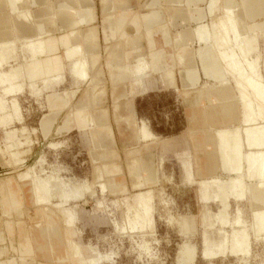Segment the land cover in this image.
<instances>
[{"label": "rangeland", "instance_id": "rangeland-1", "mask_svg": "<svg viewBox=\"0 0 264 264\" xmlns=\"http://www.w3.org/2000/svg\"><path fill=\"white\" fill-rule=\"evenodd\" d=\"M24 1L27 5L23 3ZM24 1L22 0L20 7H23L22 9L25 11L28 10L29 12L26 11L24 13L27 14L28 12L31 18L25 21L29 20L27 22H29V25L31 24L30 26H38L43 22L46 33H44L45 35L43 34V38L48 39L66 34L72 39L79 38L81 41L83 40L81 45L84 48L80 56L87 59V78H80L82 81L80 79L77 80L81 82L80 85L79 82L75 83V80V82L72 81L73 78L67 69V62L63 60L65 67L62 73L64 72L65 76L63 75V78L65 77L66 79L62 80L66 85L65 89L68 87L78 92L80 91V98L84 100L83 103L88 102L87 100L90 101V97L86 100L85 96H92L91 100L99 99L98 101L93 100L92 104L94 105L102 103L101 99L106 97V100L111 101V105L108 107L95 106L86 108L89 115L99 116L104 113L108 121L106 125L93 122L86 130L73 127L68 130L63 129L59 131L58 125L61 122L56 120L59 113L63 112V116L64 114L66 116L69 112L77 111L76 108L65 107L67 104L65 103V108L63 107L55 114L52 113V117L55 115L54 119L57 122L53 124L51 132L45 134L40 127V123L42 116L50 111L45 106L47 105L44 103L45 100L42 98L39 100L36 97L34 102V98L32 97L35 96L29 94V103L25 102L26 106H24L27 109L24 107V114L28 115L26 119L28 124L26 123V125L33 141L30 146L27 144L20 147L25 149V151L21 153L19 160L13 153L15 147L7 145L9 142L8 140L5 141L7 130H13V126L10 124L11 126L7 125L4 128H0V181L6 180L8 184L4 190L0 189V235L2 234L0 247H3L4 252V254L0 255V258L14 257L15 264H81L76 258L80 259L84 254L88 257H102L106 255V259H101L97 262L92 261L93 259L87 260L89 264H264V237L257 238L254 234L251 235V251L248 255L239 254L237 256L228 253L206 259L201 253L204 247L202 241L203 231L207 230L212 237L217 238L222 232L219 230H227V228L230 230V225L222 228L221 225L216 224L209 228L202 223L201 216L203 211L209 207L210 213L214 214L216 209H218V203L212 200H210L211 202L201 201V197L198 195L200 185L199 181H196L195 178H199L200 176L199 160L203 156V151L196 149L190 134L193 124L189 117L191 109L187 107L186 98L195 95L198 88L206 86L207 79L202 77L199 84L195 86L185 84L187 80L186 66L183 64L185 59L178 58L184 48H178L175 44L171 45L167 43H154L153 46L149 43H133L131 40L128 41L127 38L120 35L110 36L111 40L107 39L105 30L110 31L107 27L108 20L105 19V16L102 18L103 23L101 28L95 26L98 19L97 4L99 1L103 2V0H89L93 6L91 10L93 22L80 21L81 10L86 5L85 1L88 2V0ZM65 2L72 6H61ZM218 4L220 5V3ZM47 7H49L48 12H46ZM214 10L218 11V8ZM9 12V10H6L1 14L10 15L12 21L16 19V15L18 16L17 19H19L20 14L13 13L12 11L9 14ZM25 14L20 17H24L25 19ZM64 15H68L71 18V22L66 23L63 27L64 24L59 18ZM111 16L113 17L114 15ZM20 20H23V18H20ZM79 25L85 27L82 29V26L79 27ZM70 30L71 32H69ZM91 30L94 33L93 40L95 43L92 38H88V33ZM16 34L15 31L12 34L13 37L15 36L16 38L20 33ZM84 36H87L85 40ZM147 39L149 38L147 37ZM17 42L19 43L21 40L17 38ZM92 43L95 45L94 48L92 47ZM194 45L189 44V47H196V44ZM184 47L188 48V45ZM152 48L154 51H156V48L157 50L162 49L165 51V64H163V68L158 70L162 72L161 75L153 73L151 69L149 72L152 73L149 74V78L147 77L143 83H134L128 78L123 80L115 78L122 71L120 64L125 63L123 71L127 73V71L129 72L133 69V59L139 53L144 52L146 61H148L152 57L150 55ZM85 50H88V52ZM64 51L65 47L60 45L55 52H60L59 55L63 57ZM120 53H124V57H127L129 54L130 60L124 59L120 63L119 59L117 61L116 58H113ZM170 56H176V59L170 60ZM130 62L132 63V68L130 67ZM66 76H68V79ZM72 82L74 85L70 84ZM128 82L129 85H132L131 87L128 85ZM75 84L78 86H75ZM144 88L147 90L136 92ZM68 93L69 91H66L65 95L71 100V94ZM127 103L130 104V110L127 109ZM129 114L130 118H128ZM141 120L148 123L154 136L150 138L143 137L144 140L141 139L142 135H139L142 134L139 126ZM33 128H37V130L33 131ZM4 129L5 131H3ZM93 131L95 132L93 133ZM97 133L99 134L97 135ZM137 135L139 136L137 137ZM3 137L5 140H1L4 139ZM45 138L47 139L45 140ZM141 140L143 141L141 142ZM51 142L53 144L56 143V148L52 146ZM47 143L49 144L46 145ZM40 156L43 157L41 168H44L41 173L46 175L49 171V173L55 172V174H59V177H61V181L58 180L59 182H62L63 179V182L67 181L68 183L82 182L83 180L86 183L88 182L87 184L90 185V189L84 194L86 196L67 199L64 203L61 202V198L54 195L49 201L46 200L47 202H36L34 185L31 184L33 177L21 174L28 167L30 168V166L34 165L37 162L36 160L40 159ZM10 157L11 159H9ZM142 159H145L147 163L151 160L153 161V167L156 171V179L154 181L144 180L147 176V172L145 171L138 174V162ZM183 159L192 167V184L184 180L182 170ZM10 163L13 165L11 166ZM111 179L121 182L122 186L116 191L110 190L109 184L111 183ZM99 181H102L101 183L103 184L105 183L104 186L106 188H102L105 193L100 191L102 184L98 183ZM147 191H150L152 194L150 214L143 218L141 215L135 217L136 211L139 210V195ZM247 197V202L243 198L241 201H234L232 199V203L233 201L237 202L242 209L244 207L242 204L247 203L245 209L249 207L248 209L251 212H247L248 209L245 212V209H243L242 214L246 213V219L250 223V215H252V209L256 203L251 200V195L248 194ZM8 198L11 201H17L20 209L17 211L11 209L9 213L7 211ZM233 205L235 208L236 204L233 203ZM67 206H69V209L78 210V218L75 221L77 223L74 222L76 225L74 223L68 224L64 217ZM59 207H63L64 209L62 208V210ZM45 215L55 217L56 221H54L56 223L57 221L59 222L63 233L62 236L53 232L50 233L51 243H54L52 246L54 249L49 254L50 257L66 254L71 257V260L58 261L48 258L47 261H40L43 253L40 243L42 237L39 236V229L41 227L39 226L42 220L48 222L44 218ZM183 217H189L195 221L193 231L186 233L182 230L180 220ZM125 221H129V225ZM126 225L127 228H125ZM218 226L221 228H218ZM62 237L67 245L58 244V240ZM185 242H190L196 246L197 254L193 262L178 260L180 247ZM71 245L73 247L77 245L80 248L79 250H82L80 251L81 253L77 255ZM107 254L109 255V260H107ZM23 257H27V260L22 261Z\"/></svg>", "mask_w": 264, "mask_h": 264}, {"label": "bare ground", "instance_id": "bare-ground-1", "mask_svg": "<svg viewBox=\"0 0 264 264\" xmlns=\"http://www.w3.org/2000/svg\"><path fill=\"white\" fill-rule=\"evenodd\" d=\"M122 1L124 2L125 0H108L107 2H110L109 4H121ZM161 1L170 3L175 0H155L152 7H160ZM202 1L203 0H187L192 6L189 5L188 8L172 7L173 9L170 8L167 13L174 21L182 20L183 25H185V27L177 32L175 36L176 39L174 38L173 40V44L177 45L178 48H184L182 49L183 55L180 53L178 58L185 59L183 64L186 67L182 65L186 68L187 80L185 84L195 86L199 84L202 77L207 79L206 86L198 88L195 95L186 98L187 107L191 109V111H189V117L193 124L190 134L196 149H198V151H203V156L199 160L200 176L199 178H195L196 181H199L200 185L198 195H200L201 201L209 202L212 200L218 203V209H216L214 214L210 213L209 207L203 211L201 216L202 223L209 228L216 224L221 225L222 228L226 225H230V230H228V228L227 230L220 229L219 231L222 232L217 238L212 237L209 231L202 230L204 247L201 253L206 259L218 255H226L228 253L237 256L239 254L248 255L251 251V235L254 234L257 238L264 237V0H209L208 6L206 5L204 8L201 6ZM21 2L22 0H0V128H4V126H9L10 124L13 126V130H7L8 132L5 134L6 140L4 137V139L1 140H8L9 143L7 145L15 147L13 153L18 157V160L21 153L25 151V149L20 147L27 144L30 146L33 141L28 126L26 125L28 115L24 114L25 102L29 103V94L35 96L32 97L34 98V102L36 97L39 100L41 98L45 100L44 103L47 104L45 106L50 112L42 116L40 127L45 134H49L53 124L57 122L54 119L55 115L52 117V113L55 114L60 111L65 103H67V106H69L68 104L70 103L68 96L65 95V92L69 90V88L66 87L65 89L64 86L66 85L62 80L65 78H63L64 72L62 73L65 67L63 60H66L67 69L73 78L72 81H76H74L75 83L79 82L80 85V81L88 75L87 59L80 56L84 48L81 45L83 40L81 41L79 38L72 39L66 34L48 39L43 38L42 36L45 33L43 22L38 26H30L31 24L29 25V22H27L29 20L25 21L30 18L28 14L29 11L26 10L28 11L27 16V14L24 13L26 11L22 9L23 7H20ZM103 2H105V0H103ZM23 3L27 5L25 1ZM218 3H220L221 6ZM68 5L72 6L67 2L61 4V6ZM92 7L91 3H86L83 7L80 14L81 22H93L91 19ZM48 8L49 7H47L46 12H48ZM215 8H218V11H215ZM6 10L20 14L19 19H17L18 16L16 14V19H13V21L10 19V15H2L1 13ZM114 13L115 12L108 13L107 17L105 16V19L114 25L111 27L112 35L124 36L128 41L131 40L133 43L139 44L138 41L144 36V29L146 31L154 27L155 21L152 19L157 12L152 10L146 15L144 20L132 10ZM23 14L26 15L25 19L24 17H20L21 15L23 16ZM109 14L110 16H114L108 19L110 17ZM36 15L38 16V14ZM20 18H23V20H20ZM127 18H129L128 21ZM59 20L64 24L63 27L66 23L71 22V18L68 15L61 16ZM129 21L137 27L136 35H130L124 30V26ZM187 23L191 25H186ZM80 26L82 25H79V27ZM83 27L85 26H82V29ZM15 31L17 34L20 33L16 38L12 35ZM69 32H71V30ZM88 35V38L94 39L92 30ZM86 37L87 36H84V40ZM17 38L20 39L21 42L18 43ZM93 42L95 43L94 40ZM189 44H196V47H189ZM60 45L65 47V54L63 57L59 55L60 52H55ZM187 45L188 48H185L184 46ZM92 47H95L93 43ZM85 51L88 52V50ZM119 55L112 57L116 58L117 61L120 60V63L124 59L127 61L130 60L129 54L127 57H124V53H120ZM163 55L164 52L156 51L152 56L153 64H150L149 60L146 61L144 52H141L133 59L132 63L134 67L129 72L127 71V73H125L123 71L125 63H119L120 66H122V71L115 78L119 80L128 78L132 80L131 82L143 83L147 77L149 78V74L152 73L149 72V70L153 68V72L158 73V70L163 68V64H165V59L162 57ZM172 59H176V56ZM132 63L130 62L131 68ZM161 74L162 72H160V75ZM66 77L68 79V76ZM79 79L80 81H77ZM208 82H210V84H208ZM70 84L74 85L73 82ZM75 86L78 85L75 84ZM129 86L131 87L132 85ZM62 88L63 90L60 91ZM144 90L146 91L147 89L144 88L136 92H142ZM89 97L90 101L87 100ZM84 98L88 101L85 103L88 104L79 105L80 103H78L75 107L77 111L69 112L59 124L60 126L58 125L59 131L63 129L68 130L73 127L86 130L93 122L106 125L107 117L104 113L99 116H94L87 114L88 112L86 111V108L91 107L92 102L98 101L99 99H93V101L91 100L92 96H85ZM129 106L130 104L127 105L128 110H130ZM134 112L136 113V111ZM128 118H130V114ZM140 123V132H142V134L139 135H142V138H139L143 139V137L150 138L154 136L147 122L141 120ZM136 124L138 123L136 122ZM36 130L37 128H33V131ZM3 131H5V129ZM94 132L95 131H93V133ZM98 134L99 133H97V135ZM139 135H137V137ZM46 139L47 138H45V140ZM143 140H141V142ZM51 143L53 144V142ZM48 144L49 143L46 145ZM55 144L52 146L55 147ZM5 153L7 154V152ZM42 158L43 157L40 156V159L36 160L37 162L34 165L30 166V168L28 167V169L21 174L23 176L33 177L31 184L34 185V197L36 198V202L49 201L54 195L61 198V202L64 203L67 199L86 196L84 194L90 189V185L87 184L88 182L86 183L81 179L82 182L68 183L66 180V182H63L64 179L62 182H59L58 180L61 178L59 174L57 175L55 172L49 173L50 171L46 175L41 173L44 170V168H41L43 162ZM9 159H11V157ZM162 163L164 162L162 161ZM182 164L184 180L192 184V167L184 159ZM153 166L152 160L149 163H147L145 159L139 160L138 174L145 171L147 172V176L144 180L154 181L156 179V171ZM110 181V190L116 191L122 186V183L119 181H114L113 179ZM101 182L99 181L98 183ZM101 184V188L98 186L101 189L99 190L105 193L102 189L106 188L104 186L105 183ZM7 186L6 180L0 181V189L4 190ZM248 194L251 195V200L256 203V205L253 206L252 215L249 214L251 216L250 223L245 216V212L249 208L245 209L247 203L242 204L239 202L244 205L243 209H245V214L243 215V209L240 204L238 205L237 202H234L235 200L241 201L243 198H245L247 202L246 199H248ZM139 198V210L136 211L138 215L135 214V217L141 215L143 218L150 214L152 194L150 191L143 192L139 195ZM232 199H234L233 203L236 204L235 208ZM7 201H9L7 202V211H9V213L11 209L14 211L20 209L17 205V201H11L9 198ZM97 201L99 202V200ZM64 203L62 204L64 205ZM63 207L59 208L62 209ZM68 207L69 206H67V209L63 212L67 223L71 224L78 218V210L69 209ZM249 210L250 209H248L247 212H251V210ZM233 214L235 215L232 216ZM44 218H46L48 222L42 220L39 226L41 227V229H39V236L42 237L40 243L43 253L40 261H47L48 258L58 261L71 260V257L66 254L50 257L49 254L54 249L52 247L54 243H51L50 233L53 232L60 236H62L63 233L59 222H55V217L45 215ZM194 222L192 218L183 217L180 220L182 230L186 233L193 231L195 228ZM125 223L129 225V221H125ZM127 225L125 228H127ZM218 228L221 227L218 226ZM0 238H2V234ZM58 244L67 245L63 237L58 240ZM2 248L3 247H0V255L4 254ZM72 248L75 249L77 255L82 251L79 250L80 248L77 245L74 247L72 246ZM196 254V246L190 242H185L180 247L178 260L193 262ZM105 256L88 257L83 254L80 259L76 258V260L81 262V264H89L87 260L93 259L92 261L97 262L101 259H106ZM25 260H27V257L22 258V261ZM107 260H109V255ZM15 263L14 257L0 258V264Z\"/></svg>", "mask_w": 264, "mask_h": 264}, {"label": "crops", "instance_id": "crops-1", "mask_svg": "<svg viewBox=\"0 0 264 264\" xmlns=\"http://www.w3.org/2000/svg\"><path fill=\"white\" fill-rule=\"evenodd\" d=\"M107 1H105V2L99 1L97 4V12H98L97 17H98V19L96 21L95 26H97V27L99 26L100 28H101V25L103 23L102 18L104 16H107L108 13H112V12L121 13V12L132 10L133 12H136L138 15H140L142 17V20H144L146 15H148L152 10H155L157 12L155 17L152 19L155 21L154 27H152V29H148L146 31L144 29V36L142 38H140V40L138 41L139 43H142V44L149 43V44H151V46H153L154 43H167V44L172 45L173 40H174L177 32L180 29H182L183 27H185V25H183L182 20L181 21H176V20L174 21L171 17H169L167 15L168 10H170V8L173 9L172 7L188 8L189 5L192 6V4H189L187 2V0H180V1L175 0L174 2H170V3L165 2V1H161L160 7L159 6L152 7L155 0H125L124 2L122 1L121 4H118V3L109 4L110 2L108 3ZM85 3H90V1L89 0H88V2L85 1ZM208 3H209V0H203L201 2V6L204 8ZM111 9H113V10H111ZM164 11L166 12V14ZM104 13H106V14H104ZM109 16H110V14H109ZM128 20H129V18H127V21ZM186 25H191V24L187 23ZM112 26H114V25L108 22L107 27L109 28L110 32H111ZM124 30L130 35H136L137 34V32H136L137 27L133 23H131L130 21L127 22V24L124 26ZM105 31H106V38L107 39L109 38L111 40L112 38H110V36L113 37L114 35H112V33L110 35V32H108V30H105ZM107 34H109V35H107ZM153 36L155 37V39H153L154 38ZM122 37H124V36H122ZM147 37L149 39H147ZM156 38H158V39H156ZM156 51L164 52V55H165V51L162 49L157 50V48H156ZM156 51H154L152 48L150 51V55L153 56ZM164 55L162 57H164V59H165L166 56H164ZM144 56H146L145 53H144ZM174 57L175 56H170V60ZM148 60H149L150 64H153L152 57ZM152 70H153V68H152ZM153 73H157V72H153ZM157 74H160V72ZM63 88L60 91H62ZM67 91H69V93L71 94V100H70V103L68 104L70 107L75 108L78 105V103H80L79 105H82V104L87 105V103H83V99L80 98V96H81L80 91L78 92L73 88H69V90H67ZM73 92H75V94H73ZM101 102L102 103H98L96 105L91 103V107H95V106L108 107L111 105V101L106 100V97L102 98ZM65 117H66L65 114L63 116V112H60L58 117L56 118V120L61 122V121H63V119ZM106 122H108V121L106 120Z\"/></svg>", "mask_w": 264, "mask_h": 264}]
</instances>
